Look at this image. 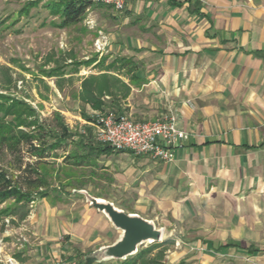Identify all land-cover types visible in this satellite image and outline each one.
I'll list each match as a JSON object with an SVG mask.
<instances>
[{
	"label": "crops",
	"instance_id": "obj_1",
	"mask_svg": "<svg viewBox=\"0 0 264 264\" xmlns=\"http://www.w3.org/2000/svg\"><path fill=\"white\" fill-rule=\"evenodd\" d=\"M110 9L101 18L111 55L79 68L90 83L88 101L78 91L83 128L92 130L87 117L97 112L136 121L173 114L190 136L172 161H160L72 135L71 157L85 162L88 187L74 190L83 197L45 194L12 205V232L22 237L13 259L55 264L83 254L82 264H123L95 258L122 231L79 192L86 190L162 228L159 242L170 247L161 264H264V0H140ZM45 143L49 154L65 138Z\"/></svg>",
	"mask_w": 264,
	"mask_h": 264
},
{
	"label": "rangeland",
	"instance_id": "obj_2",
	"mask_svg": "<svg viewBox=\"0 0 264 264\" xmlns=\"http://www.w3.org/2000/svg\"><path fill=\"white\" fill-rule=\"evenodd\" d=\"M31 1L36 4H28ZM54 1L0 0V93L7 95L0 104V122L7 127L2 134H37L46 130L44 141L48 144L57 137L65 138L59 149L51 148V153L37 159L30 156L33 148L29 142H22L16 149L9 146L12 138L9 143H0V177L4 175L13 186L19 185L24 197L30 195L31 199L45 194L83 197L74 190L88 187L87 166L71 157L73 146L67 139L72 137L66 136H92L88 127L86 133L81 132L88 124L77 118L79 108L82 109L78 91L82 101L90 99L89 80L81 79L83 76L78 73L82 64L89 65V59L111 55L106 44L107 27L101 18L111 13L110 6L89 0L81 20L62 26V17L46 6ZM25 7L29 10L22 9ZM56 118H63L68 133L59 129ZM12 125L15 128L10 131ZM34 144L49 147L38 140ZM27 164L40 171L43 186L30 188L25 183ZM89 193L98 196L97 191ZM16 198L17 195H11L0 201V215L18 203ZM26 210L24 206L19 212ZM9 215L0 218V264H12L13 258H18L15 252H19L18 244L22 241L18 233L12 232L19 223L12 222ZM25 234L30 235L27 231ZM169 247L167 241L143 243L138 251H144L139 264H161ZM82 255L76 258L80 264L85 258Z\"/></svg>",
	"mask_w": 264,
	"mask_h": 264
},
{
	"label": "built area",
	"instance_id": "obj_3",
	"mask_svg": "<svg viewBox=\"0 0 264 264\" xmlns=\"http://www.w3.org/2000/svg\"><path fill=\"white\" fill-rule=\"evenodd\" d=\"M95 1L120 12L125 10L131 1L140 0ZM92 118L89 124L97 142L134 155L146 154L154 160L172 161L176 148L190 136L188 131L177 127V120L173 114H167L161 119L136 121L126 114L104 111L95 113ZM81 132L86 133V128ZM12 264L17 263L12 260ZM55 264H80V262L74 258H63Z\"/></svg>",
	"mask_w": 264,
	"mask_h": 264
},
{
	"label": "trees",
	"instance_id": "obj_4",
	"mask_svg": "<svg viewBox=\"0 0 264 264\" xmlns=\"http://www.w3.org/2000/svg\"><path fill=\"white\" fill-rule=\"evenodd\" d=\"M88 1L89 0H55L54 2L49 3L48 6L52 12H55L62 17L61 25L66 26V25H69L71 23L77 22L82 19L83 15L86 13V9L89 4ZM28 4H32V5L36 4V1L34 2L31 1ZM22 9L29 10V7H25ZM5 97H7V95L0 93V100H1L0 104H2V99ZM30 111L33 112L32 109ZM87 118L88 120L93 119L92 117H87ZM56 122L60 130H64L66 133L69 132L68 131L69 129L64 124L63 118H60V119L56 118ZM13 128H15L14 125H12L11 129L9 130L10 131L14 130ZM4 129H7V127L5 128L4 125L0 122V143L2 142L7 143L12 138V143L10 144L8 142L9 146L16 149L17 147L18 148L20 147V144L22 142H29L30 147L33 148L32 149L33 154H36L37 156H43L46 151L45 149L48 148V147L43 148L42 145H39V147H35L33 144L34 140H38L41 142V144H45L44 140L46 136L48 135L46 130L43 133L41 132L37 134H25L23 132H21L20 134H16L12 132V135L7 136L4 133L2 134ZM66 136L71 137L72 135H66ZM50 147L54 148L56 147V144H52L50 145ZM107 147H110V146H107ZM28 166H29L28 169H26V167L24 168L25 183L30 188L33 186H43L44 183L41 179V173L37 170V168L35 167L31 168V165H28ZM1 176L2 177H0V201L6 198L7 196H11V195H17V198H16L17 202H27L29 200H32L31 197H29L30 195H28L27 197H24V194L21 192V187L19 185L15 184L13 186L11 181L6 179L4 175H1ZM12 209L13 207H9L5 209L3 213H1V215L12 213ZM156 243L157 242H154V244ZM143 252L141 253L137 252L135 255H133L131 257V259L135 258L133 261H127L128 259H125L123 264H139V258ZM93 261H94L93 258H88L85 264H90Z\"/></svg>",
	"mask_w": 264,
	"mask_h": 264
},
{
	"label": "water",
	"instance_id": "obj_5",
	"mask_svg": "<svg viewBox=\"0 0 264 264\" xmlns=\"http://www.w3.org/2000/svg\"><path fill=\"white\" fill-rule=\"evenodd\" d=\"M87 201L99 211L106 214L112 224L122 232L111 245L100 247L95 253L98 261L109 259L125 260L138 252L145 242L161 241L163 229L156 226L152 220L145 219L136 213H127L118 208L113 202L91 195L86 190H80Z\"/></svg>",
	"mask_w": 264,
	"mask_h": 264
}]
</instances>
